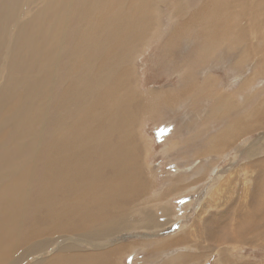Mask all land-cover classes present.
<instances>
[{
    "label": "bare ground",
    "instance_id": "6f19581e",
    "mask_svg": "<svg viewBox=\"0 0 264 264\" xmlns=\"http://www.w3.org/2000/svg\"><path fill=\"white\" fill-rule=\"evenodd\" d=\"M156 10V0H0V264H20L42 249L51 253L46 264H118L112 245L117 232L157 222L151 216L132 222L124 205L144 182L138 151L143 142L129 130H136L143 100L133 88L131 62ZM232 32L220 38L239 37ZM241 46V58L257 55L253 46ZM90 99L91 109L85 104L78 113L80 102ZM220 101L230 102L220 95L214 106ZM233 110L238 112L237 105ZM228 115L234 114H226L227 120ZM96 116L93 141L87 133ZM92 167L95 172L87 175ZM89 179L93 185H86ZM246 211L240 221L244 234L261 243L264 197ZM204 220L211 246L222 249L227 241L215 234L221 217ZM73 229L88 240L70 237L67 230ZM243 238L237 231L231 240ZM183 255L192 260L194 254ZM178 259L172 264H187Z\"/></svg>",
    "mask_w": 264,
    "mask_h": 264
},
{
    "label": "rangeland",
    "instance_id": "374dc122",
    "mask_svg": "<svg viewBox=\"0 0 264 264\" xmlns=\"http://www.w3.org/2000/svg\"><path fill=\"white\" fill-rule=\"evenodd\" d=\"M156 3L159 10L150 24L151 35L140 40L131 62L137 81L132 82L133 88L143 100L136 130H129L143 142L138 151L143 172L139 174L144 179L139 176V185L143 184L144 193L140 190V196L124 205L132 222L149 216L157 222L150 228L133 226L117 232L112 245H116L118 264H172L179 261L177 256L187 264H264V241L231 240L237 231L243 241L251 240L244 234L241 215L264 197V0ZM231 32L240 35L220 38ZM232 41L253 46L256 52L249 49L258 56L241 58L242 46H233ZM220 95L230 102L214 106ZM94 102L81 101L78 113L84 112L85 104L90 110ZM236 105L238 112L233 110ZM255 106L261 109L251 112ZM225 110L234 114L228 120ZM56 125L59 131V122ZM97 126L98 116L87 133L90 140L94 141ZM94 170L88 168L87 175ZM89 180L86 185H93L95 179ZM212 215L222 219L215 234L227 241L223 250L207 239L210 233L204 219ZM67 234L87 239L79 229L67 230ZM260 235L264 240V230ZM119 244L127 247L119 251ZM183 253L194 254L193 259ZM50 255L47 249L30 252L20 264H46Z\"/></svg>",
    "mask_w": 264,
    "mask_h": 264
},
{
    "label": "crops",
    "instance_id": "0c3cea01",
    "mask_svg": "<svg viewBox=\"0 0 264 264\" xmlns=\"http://www.w3.org/2000/svg\"><path fill=\"white\" fill-rule=\"evenodd\" d=\"M180 236H183V235H180ZM241 242H243V243H245V244H249L250 242H252V240H249V241H247V242H245V241H241ZM222 246V249H223V246L224 245H221ZM214 247H216V248H218V250H220V247L219 246H214ZM221 249V250H222ZM227 249H228V246H227ZM234 252V251H233ZM241 260V259H240ZM242 261V260H241ZM248 264V263H247Z\"/></svg>",
    "mask_w": 264,
    "mask_h": 264
}]
</instances>
